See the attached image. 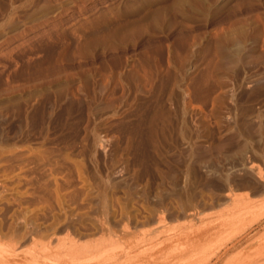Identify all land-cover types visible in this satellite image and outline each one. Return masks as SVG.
Masks as SVG:
<instances>
[{"label": "rangeland", "instance_id": "374dc122", "mask_svg": "<svg viewBox=\"0 0 264 264\" xmlns=\"http://www.w3.org/2000/svg\"><path fill=\"white\" fill-rule=\"evenodd\" d=\"M263 220L264 0H0L9 264H264Z\"/></svg>", "mask_w": 264, "mask_h": 264}, {"label": "bare ground", "instance_id": "6f19581e", "mask_svg": "<svg viewBox=\"0 0 264 264\" xmlns=\"http://www.w3.org/2000/svg\"><path fill=\"white\" fill-rule=\"evenodd\" d=\"M264 221V220H263ZM226 222V221H225ZM224 222V223H225ZM232 222H234V221H231V223ZM256 222H259V221H256ZM230 222H228L227 224L228 225H230L229 224ZM261 223V222H260ZM222 225H223V223H221ZM227 224L225 225V226H227ZM233 224H235V223H233ZM240 224V223H239ZM252 224V223H251ZM255 224V223H254ZM220 225V224H219ZM219 225H218V229L217 230H220L219 229ZM223 225V226H224ZM221 226V225H220ZM223 226H221L222 228H223ZM231 226V225H230ZM241 226H242V224H241ZM227 227H229V226H227ZM243 227V226H242ZM243 229V228H242ZM246 229V228H245ZM233 230V229H232ZM231 230V231H232ZM240 230V229H239ZM242 231V230H241ZM240 231V232H241ZM216 233V232H215ZM222 233V232H221ZM7 234V233H6ZM219 235V234H218ZM223 235V234H222ZM18 236V235H17ZM213 236V235H212ZM215 236V235H214ZM234 236V235H233ZM211 237V236H210ZM221 238H223V237H221ZM16 239V238H15ZM229 239H231V238H229ZM229 239H228V241H229ZM223 241V240H222ZM227 241V240H226ZM224 242H225V240H224ZM223 244V243H222ZM225 247L227 246V244H225L224 245ZM223 246V247H224ZM10 250H8V251H10V255H9V257L8 258H6L5 256H3L1 253H0V264H9V262H12V261H10V259H13V261L19 256V253L17 252L18 251V249L16 248V246H11L10 248H9ZM261 250H262V252L264 253V246L261 248ZM39 254V253H38ZM27 256V255H26ZM41 255H33L32 256V262H39V257H40ZM44 257V256H43ZM48 257V256H47ZM69 257V256H68ZM68 259V258H67ZM63 260H64V258H63ZM71 260H73L72 258H71ZM41 261V260H40ZM48 261V260H47ZM69 261V260H68ZM52 262H54V260L52 261ZM65 262V261H64ZM32 264V263H31ZM34 264V263H33Z\"/></svg>", "mask_w": 264, "mask_h": 264}]
</instances>
